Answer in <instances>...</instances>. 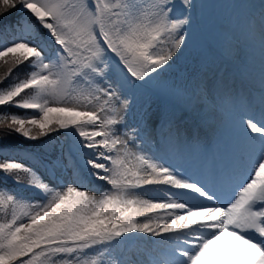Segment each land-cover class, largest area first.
<instances>
[{"label":"snow or ice","instance_id":"1","mask_svg":"<svg viewBox=\"0 0 264 264\" xmlns=\"http://www.w3.org/2000/svg\"><path fill=\"white\" fill-rule=\"evenodd\" d=\"M193 7L0 0V107L31 110L0 112V140L34 142L0 148V173L34 193L0 188V264H264V88L257 112L222 78L160 80L187 47ZM221 39L231 55L235 37ZM200 109L257 147L219 174L182 172L173 158L206 145L182 139L179 113ZM94 181L109 187L95 195Z\"/></svg>","mask_w":264,"mask_h":264},{"label":"rangeland","instance_id":"2","mask_svg":"<svg viewBox=\"0 0 264 264\" xmlns=\"http://www.w3.org/2000/svg\"><path fill=\"white\" fill-rule=\"evenodd\" d=\"M250 1L251 0H191L194 7L192 9V24L190 28L186 30V40H188L187 47L183 48L182 46V52H177L175 54L173 58L175 63L170 62L172 63V67L170 69L168 66H165V70L160 73V80L169 85L181 84L190 80L191 76L196 72L205 73V78L212 80L213 77L220 78V76H223L222 72L228 70V74L226 75L227 79L229 80V78H234V80H231L233 84L232 86L235 88L233 91L235 93L238 92V95L240 96L242 95L244 97L245 95L248 96V99L251 98L254 102L253 107L258 112V103L262 95L261 89L264 88V53L260 54L259 66H252V64L248 62V60H250L249 57L242 58V56H247V53H243L244 55H242L239 59L233 54L232 56L227 55L223 51V43L221 39L225 34H228L229 36L235 37V39L232 40L233 47L239 48L242 46L243 40L239 38L238 33L241 31H246V33H248L249 31L248 17L244 9ZM177 2L179 3V0H177ZM259 10L260 13H262V11L264 13V9L261 7ZM256 15H258V13H256ZM256 15L252 16L251 14L254 19L256 18ZM256 20H258L257 29H259L261 33L264 32V26H262V24H264V20L259 18ZM233 33L236 34L233 35ZM208 36H211L220 43L218 44L220 45L218 46V49H221L222 47L221 51H217V46H211L207 39ZM249 38V35H246L245 39L249 40ZM259 40L261 39L259 38ZM257 45V48L264 52V42H259ZM239 50H243V48H239ZM216 52H218V54ZM223 57L227 58L225 63L223 61L221 62L225 65V69L223 68L222 72L218 73L217 68L219 66V61ZM205 58L208 59L206 64L201 65L200 61ZM239 74H243V76H245L246 79L255 87L256 91L253 92V98L249 93H245L247 89L239 82V79L237 78ZM129 99H131V97H129ZM144 99H146L148 103L152 104L153 109H156L160 104V100L152 92H146L144 94ZM137 108H139V105H137ZM27 112L30 113L31 110H28ZM184 113L190 115L191 110ZM179 115L181 119L180 123L183 124V126L181 124L179 126H181V128L186 127L184 132H186V135L189 136V141L192 140L194 135H198L199 142L202 145H206L204 150L207 149L210 155V157L208 156V158L205 159L203 154H192L193 159L190 157L189 160L188 158L184 159L187 160L188 163L187 161L181 160L182 165H184L182 166L183 170L187 167L186 171L189 174H194L198 165L203 166V169L206 166L209 168L208 170L210 172H214L212 169L210 170V166L214 165L215 158H218L219 162L223 161L220 165V169L225 168L224 171H226L235 164L232 161L238 160L242 152L247 151V149L250 150L255 148L256 146L246 143L236 126L233 125V129L229 130L218 127L216 122L219 120V124H222V119L221 117H217L215 113L209 120H198V118L192 114L193 118H196L195 120L205 125V129L199 127L201 129L200 130L197 127L200 131L195 130V125L191 123L192 121L194 122L193 118H191V121L186 118L184 114ZM126 120L128 123H133V118L131 116H126ZM185 123L188 124L186 125ZM184 135L185 133L182 134V136ZM198 157H201L203 161H200ZM228 161L231 163L226 166V162ZM107 187L109 186L102 182V184H100L97 188L88 186V189L93 194L99 195L100 191L106 189ZM9 190L16 193L14 189ZM22 195L31 198L34 196V193L30 192L29 194Z\"/></svg>","mask_w":264,"mask_h":264},{"label":"bare ground","instance_id":"3","mask_svg":"<svg viewBox=\"0 0 264 264\" xmlns=\"http://www.w3.org/2000/svg\"><path fill=\"white\" fill-rule=\"evenodd\" d=\"M260 7L262 8V9H264V0H258V1H255V0H251L250 1V3H248L247 4V6H246V8L244 9L245 10V12H246V14H247V17H248V24H249V26L250 25H252V26H254V31H256L255 32V35H254V38H252V39H250L249 38V40H246L245 38H246V35H248V33H246V31L245 32H243V31H241V32H239L238 33V36H239V38H241L242 40H243V43H242V46H240L239 48H243V50H239V48H236V47H233L232 48V54L236 57V58H240L242 55H244L243 53H247V56H242V58L243 57H249V59L250 60H248V62H250V64H252V66L253 65H258L259 66V63H260V54L261 53H264L263 51H260L257 47H258V45H257V43H259V42H262V40H259V38L261 39V32H260V30L259 29H257V26H258V20H256V19H263L264 20V16H262V13H263V11H262V13H260V11H259V9H260ZM256 13H258V15H256ZM251 14H252V16H254V15H256V18L254 19L252 16H251ZM236 34V33H235ZM234 33H233V35H235ZM207 39H208V41L210 42V44H211V46H217V49H218V46H220V45H218V44H220L217 40H215L214 38H212L211 36H208L207 37ZM237 40V39H236ZM241 45V44H240ZM222 46H223V44H222ZM221 49H222V47H221ZM221 49H218L217 51L219 52V51H221ZM241 51V52H240ZM218 52H216L217 54H218ZM232 54H231V56H232ZM263 55V54H262ZM220 56H221V54H220ZM218 57V56H217ZM221 58V57H220ZM226 62L227 61V58H225V57H223L220 61H219V66H218V68H217V72L219 73V72H222V69L224 68L225 69V65L223 64V63H221V62ZM228 63V62H227ZM227 65V64H226ZM223 73V76H220V78H216V77H213V79L212 80H219V79H223V82H224V84H226L227 85V88L228 89H231L233 86V84H232V81L231 80H234V78H229V80L227 79V74H228V70H226V71H224V72H222ZM251 73H252V71H251ZM239 76H240V74H239ZM242 96V95H241ZM244 99L247 101V99H248V96H245L244 95ZM204 111H206V109H200V110H198V111H191V113L195 116V117H198V118H201L200 117V113L201 112H204ZM216 114L217 115V117H221V121H222V124H219V120H218V122H216L217 123V125H218V127H220V128H224V129H226V130H229V129H233V124L232 123H230L226 118H225V116H224V113L223 112H221V111H219V110H216V111H214V112H212L209 116H208V120L213 116V114ZM182 117V116H181ZM207 119H205V120H207ZM199 120V119H198ZM180 121H181V119L179 120V125H180ZM207 122V121H206ZM216 125V126H217ZM190 126V125H189ZM180 128H181V126H179ZM190 128H191V126H190ZM181 129H183V130H181ZM180 130H181V134H183V133H185V135L184 136H182V139H184V140H189V136L188 135H186L187 133L186 132H184L185 130H186V127L185 128H181ZM248 145V144H247ZM250 146V145H249ZM255 146V145H254ZM152 147H153V151H156V143H155V141H153L152 142ZM256 147V146H255ZM236 148V147H235ZM227 149H230V148H227ZM250 149V148H249ZM253 149V148H252ZM239 150V149H238ZM248 150V149H247ZM201 154H203V156L205 157V159H207L208 158V156L210 157V155H209V152H208V150L207 149H205V150H203L201 153H199V155H201ZM239 155V154H238ZM189 157L191 158V159H193V156L192 155H188L186 158H188V160H189ZM186 158H184V159H186ZM195 158V157H194ZM199 158V157H198ZM226 158V157H225ZM183 159V160H184ZM181 160L182 159H179L178 157H176V158H173V160H172V163H176L178 166H180V165H182V163H181ZM182 160V161H183ZM198 160V159H197ZM197 160H196V162H197ZM199 160L200 161H203L202 159H201V157L199 158ZM184 161H187V160H184ZM192 161V160H191ZM194 161V160H193ZM186 163V162H185ZM187 163H188V161H187ZM191 163V162H190ZM201 163V162H200ZM192 164V163H191ZM195 164V163H194ZM197 164V163H196ZM188 165V164H187ZM206 165V164H205ZM184 166V165H183ZM186 168L187 167H185V169L183 170V168L181 167L180 168V170H182V171H186ZM195 168V167H194ZM202 168L203 167H201V166H197V168L195 169L196 171H195V173L194 174H196V175H202L203 174V170H202ZM205 169V168H204ZM209 169V168H208ZM212 169V167L210 168V170ZM213 170V169H212ZM194 171V170H193ZM209 171V170H208ZM100 184H102V182H98V181H94V182H92V183H89L88 184V186H91V187H93V188H97ZM151 187V186H150ZM161 187H164V186H161ZM161 195H163L162 193H161Z\"/></svg>","mask_w":264,"mask_h":264},{"label":"trees","instance_id":"4","mask_svg":"<svg viewBox=\"0 0 264 264\" xmlns=\"http://www.w3.org/2000/svg\"><path fill=\"white\" fill-rule=\"evenodd\" d=\"M22 15V12H19L18 9L11 10L5 17L4 20L8 22L15 21ZM2 71V70H0ZM21 73L23 74V70H21ZM3 111H8L11 113H22V110L20 109H15L13 107H0V112ZM63 135L60 136V138ZM34 146V142L27 141L23 137L17 135V134H12L11 136H8L2 140H0V148H7V147H12V148H24V149H30ZM10 182V183H9ZM5 187V188H13L16 191L19 192L18 188H20L17 185H13L11 182L10 178H5L3 173H0V188ZM17 188V189H16Z\"/></svg>","mask_w":264,"mask_h":264}]
</instances>
